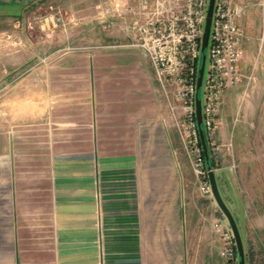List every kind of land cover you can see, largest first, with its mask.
Segmentation results:
<instances>
[{"label": "rangeland", "instance_id": "374dc122", "mask_svg": "<svg viewBox=\"0 0 264 264\" xmlns=\"http://www.w3.org/2000/svg\"><path fill=\"white\" fill-rule=\"evenodd\" d=\"M150 1L11 0L13 5L0 9V24H9L0 27V136L13 124L5 102L12 89L19 95L24 86L29 105L35 106L38 94L44 97L38 103L44 112L36 116L38 107L30 108V121L38 119L48 129L56 122L62 132L71 127L68 122L90 118L88 126H73L78 137L61 140L60 152L49 149L51 140L17 139L24 151L13 152V160L26 168L20 179L45 186L54 158L62 159V167L90 160L95 191L104 198L99 207L109 211L108 219L100 213L96 220L101 264H117L125 253V245L113 241L122 221L110 219L133 198L142 264H238L236 249L221 254L228 245L214 225L231 230L206 190L209 181L195 162L193 144L179 137L177 124L185 119L180 103L164 95L136 46L138 11L147 13ZM246 6L241 28L248 51L238 65L240 77L220 93L209 146L219 191L243 236L245 264H264V51L257 55L264 0H248ZM102 34L123 42L107 48ZM117 53L130 59L118 60ZM85 128L94 131L91 141L82 139Z\"/></svg>", "mask_w": 264, "mask_h": 264}, {"label": "crops", "instance_id": "0c3cea01", "mask_svg": "<svg viewBox=\"0 0 264 264\" xmlns=\"http://www.w3.org/2000/svg\"><path fill=\"white\" fill-rule=\"evenodd\" d=\"M7 5H13V2L0 0V9ZM243 20L244 15L239 20L240 26L243 25ZM7 22L6 20L4 24H0V27H7ZM102 22H109V19H102ZM101 38L107 48L110 44L123 42L119 36L109 38L108 35L102 34ZM246 38L243 46L248 51ZM112 56L113 54L108 55L107 61L114 59ZM116 57L118 60L130 59L128 53H117ZM11 91L5 106L12 108L9 120L13 124L6 128L7 131L2 137L0 136V264H101L100 250L95 244L99 238L96 220L100 213L101 220L108 219L109 211L108 207H99L104 198L100 200L98 192L95 191L94 171L89 164L90 160H85L86 163L83 164L72 166L70 163L62 167L59 165L62 159L54 158V162L50 164L51 179L47 186L41 180L32 181L22 177L20 179L19 176L26 168L20 167L13 160V152L24 151V148L21 151L17 148V139H39L38 144L42 143L41 140H51L49 149L60 152L61 140L77 139L78 132H74L73 126H88L91 123L88 121L90 118L68 122L71 125L68 131L60 132L56 122L52 128H45L44 122L38 119L35 122L30 121L35 120V117L29 114L30 108L35 107H38L36 116L44 112L38 104L41 97L44 99L43 95H37L38 102L34 106L29 105L30 95L26 86L21 88L20 93H24L19 95L15 89ZM54 111L51 112L52 115ZM85 132L82 139L91 141L94 131L91 133L85 128ZM92 147L94 149V145ZM69 151H72L71 148ZM62 171L65 172L64 175ZM101 187L103 189V185ZM135 202L137 200L133 198L119 204L115 209L119 214L115 215V219H110L122 221L113 236L116 246L123 244L126 247L117 264H142L138 256L142 238L141 227L135 220H140V213L134 209ZM106 233L108 234V228ZM106 250L104 258L108 260L109 250Z\"/></svg>", "mask_w": 264, "mask_h": 264}, {"label": "built area", "instance_id": "2783aa9c", "mask_svg": "<svg viewBox=\"0 0 264 264\" xmlns=\"http://www.w3.org/2000/svg\"><path fill=\"white\" fill-rule=\"evenodd\" d=\"M208 0H152L149 11L139 10L136 46L153 66L154 75L160 88L168 97L180 103L184 120L178 121L179 137L186 145L193 144L191 152H196V164L206 175L204 154L196 126L195 79H197L198 59L201 53L202 31ZM248 0H215L210 39L208 43L207 66L203 80L202 113L207 140L210 139L209 125L217 111L220 93L233 85L240 77L238 65L244 57L245 32L239 20L247 7ZM141 8H145L143 5ZM257 55L264 51V24L258 37ZM172 105V104H171ZM172 107V106H171ZM209 140V144H210ZM210 148V146H209ZM207 178V177H206ZM209 181V180H208ZM206 190L210 192L209 184ZM223 235L228 247L223 256L235 251L233 233L220 223L214 225Z\"/></svg>", "mask_w": 264, "mask_h": 264}, {"label": "water", "instance_id": "95a60500", "mask_svg": "<svg viewBox=\"0 0 264 264\" xmlns=\"http://www.w3.org/2000/svg\"><path fill=\"white\" fill-rule=\"evenodd\" d=\"M215 0H208L207 1V11L205 13L204 18V27L202 31V40H201V53L199 55V63L197 66V79H195V87H196V93H195V106H194V113L196 114V126L198 127V136L199 140H201V148L202 153L204 154V165L206 166V177L207 180H209V189L210 193L213 195V199L217 206H219V209L221 211V214L225 219L228 221V226L233 233V241L234 245L236 247V256L238 258V264H245L246 258H245V244H243L242 240V233L238 228V223L236 218H234L232 214V210L229 207V205L226 204V202L223 200V196L218 188V180L216 179L215 174V168L211 165L210 158V148H209V140H207L206 137V128L204 127L203 119L204 114L202 113V106H204V100H203V93H204V87H203V80L205 79V67L207 66V53L206 50L208 49V43L210 39V29L212 26V16L215 10ZM202 89V98L199 97V93Z\"/></svg>", "mask_w": 264, "mask_h": 264}, {"label": "trees", "instance_id": "16d2710c", "mask_svg": "<svg viewBox=\"0 0 264 264\" xmlns=\"http://www.w3.org/2000/svg\"><path fill=\"white\" fill-rule=\"evenodd\" d=\"M213 156H212V153H211V158H210V162H211V165L215 168V166H214V163H213ZM235 249H236V247H235ZM235 253H236V251H235ZM236 258H237V256H236Z\"/></svg>", "mask_w": 264, "mask_h": 264}]
</instances>
